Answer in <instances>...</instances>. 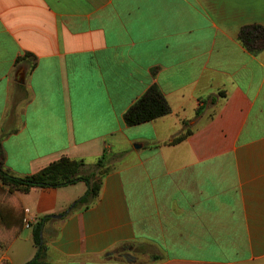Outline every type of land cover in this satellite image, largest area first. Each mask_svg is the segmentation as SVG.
<instances>
[{"label": "crops", "instance_id": "crops-1", "mask_svg": "<svg viewBox=\"0 0 264 264\" xmlns=\"http://www.w3.org/2000/svg\"><path fill=\"white\" fill-rule=\"evenodd\" d=\"M249 26L264 0H0L6 169L65 157L86 176L106 159L88 209L64 215L83 181L17 192L24 226L0 264L36 257L46 217L50 264H264V47L240 40ZM154 85L170 113L127 126Z\"/></svg>", "mask_w": 264, "mask_h": 264}, {"label": "trees", "instance_id": "trees-1", "mask_svg": "<svg viewBox=\"0 0 264 264\" xmlns=\"http://www.w3.org/2000/svg\"><path fill=\"white\" fill-rule=\"evenodd\" d=\"M240 40L250 50L264 47V27L249 26L240 32ZM26 56H33L26 53ZM21 59H17L19 65ZM35 64L33 65V67ZM171 109L162 95L158 86H152L125 114L124 120L127 126L141 125L170 113ZM190 135L186 131L175 137L171 144H178ZM5 135L0 136V243L8 248L20 235L24 226L25 210L17 192H28L32 188H61L85 182L88 186L86 194L75 204V209H88L96 200L102 185V170L106 165L105 156L92 167L94 172L83 176V161H72L61 158L50 164L40 172L32 176L17 177L11 174L5 167L6 153L3 148ZM41 219L33 229L34 244L39 249L41 245ZM126 248V247H125ZM46 246L43 243L36 257L26 264H50L45 258ZM136 254L138 249H133ZM121 256L130 253L127 249L120 248Z\"/></svg>", "mask_w": 264, "mask_h": 264}, {"label": "water", "instance_id": "water-1", "mask_svg": "<svg viewBox=\"0 0 264 264\" xmlns=\"http://www.w3.org/2000/svg\"><path fill=\"white\" fill-rule=\"evenodd\" d=\"M75 205H72L65 213L64 215H67L73 208ZM64 215H56V216H52L53 218H57V219H61ZM47 217L43 219V223L41 226V245L39 247L38 250H40V248L42 247L43 243H44V227H45V223H46Z\"/></svg>", "mask_w": 264, "mask_h": 264}, {"label": "rangeland", "instance_id": "rangeland-1", "mask_svg": "<svg viewBox=\"0 0 264 264\" xmlns=\"http://www.w3.org/2000/svg\"><path fill=\"white\" fill-rule=\"evenodd\" d=\"M135 256H136V257H140V258H142V255H140V253H136ZM139 264H144V262L141 261Z\"/></svg>", "mask_w": 264, "mask_h": 264}, {"label": "built area", "instance_id": "built-area-1", "mask_svg": "<svg viewBox=\"0 0 264 264\" xmlns=\"http://www.w3.org/2000/svg\"><path fill=\"white\" fill-rule=\"evenodd\" d=\"M27 227H30V225L27 223Z\"/></svg>", "mask_w": 264, "mask_h": 264}]
</instances>
